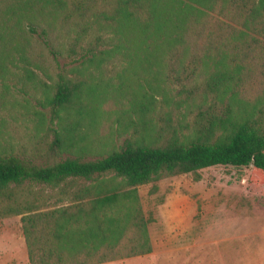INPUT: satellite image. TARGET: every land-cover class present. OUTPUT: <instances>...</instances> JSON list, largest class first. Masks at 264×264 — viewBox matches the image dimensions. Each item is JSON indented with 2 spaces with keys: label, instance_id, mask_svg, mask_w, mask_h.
<instances>
[{
  "label": "trees",
  "instance_id": "obj_1",
  "mask_svg": "<svg viewBox=\"0 0 264 264\" xmlns=\"http://www.w3.org/2000/svg\"><path fill=\"white\" fill-rule=\"evenodd\" d=\"M107 64L134 86L94 93ZM13 72L48 77L51 124L88 97L162 121L155 140L93 157L62 155L53 126L38 155L0 153V218L19 215L28 264L150 252L140 185L215 165L264 181V0H0V76Z\"/></svg>",
  "mask_w": 264,
  "mask_h": 264
},
{
  "label": "rangeland",
  "instance_id": "obj_2",
  "mask_svg": "<svg viewBox=\"0 0 264 264\" xmlns=\"http://www.w3.org/2000/svg\"><path fill=\"white\" fill-rule=\"evenodd\" d=\"M120 71L107 64L88 85L99 83L96 94L133 87L130 80L118 83ZM43 82L50 80L40 73L0 76V153L38 155L36 149L52 143L51 126L63 129L62 155L93 157L124 138H157L162 121L155 111L140 122L130 105L102 113L91 109L89 97L79 108L64 106L51 124ZM257 177L251 167L215 165L138 186L141 207L153 216L147 224L150 252L97 264H264V181ZM24 253L19 215L0 218V264H28Z\"/></svg>",
  "mask_w": 264,
  "mask_h": 264
},
{
  "label": "crops",
  "instance_id": "obj_3",
  "mask_svg": "<svg viewBox=\"0 0 264 264\" xmlns=\"http://www.w3.org/2000/svg\"><path fill=\"white\" fill-rule=\"evenodd\" d=\"M22 258H24V260L27 259V258H26V251H25V253L22 255Z\"/></svg>",
  "mask_w": 264,
  "mask_h": 264
}]
</instances>
